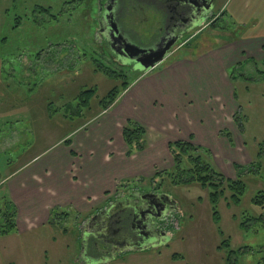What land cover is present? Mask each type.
<instances>
[{
    "label": "rangeland",
    "instance_id": "obj_1",
    "mask_svg": "<svg viewBox=\"0 0 264 264\" xmlns=\"http://www.w3.org/2000/svg\"><path fill=\"white\" fill-rule=\"evenodd\" d=\"M131 1L125 0V10L133 6L136 10L141 7L143 12L129 16L127 11L125 26L135 31L134 40L148 44L150 33L160 24L159 16L141 3ZM97 2L0 0V181L36 157L43 161L55 156L65 139L75 142L82 136L83 132L77 131L79 128L85 130L92 124L100 126L102 118L96 117L100 112L99 102L113 88L131 83L142 75L141 70L126 66L122 70L127 74L121 73L124 77L118 79H109L102 72H94L100 64L113 69L119 64L115 62V65L113 59L108 61V49L94 29ZM212 10L215 15L223 14V21L192 38L189 36L193 31H190L189 35L178 39L165 59L155 67L154 74H163L181 60L196 61L207 49L204 47L214 46L218 39L229 40L228 37H232L236 40L235 37L241 35L248 36L246 39L249 40L253 35L263 38L264 0H214ZM251 62L254 61L229 68L228 80L216 78L212 85L208 80L204 81L205 93L212 95L213 102L214 95H219L224 109L235 107L243 119L241 141L245 148L219 153V156H226L224 165L227 161L238 164L242 160L255 161L258 159V146L264 143V80H258ZM241 76L246 77V81ZM226 88L229 97L235 94L234 100L228 98ZM91 89L94 94L88 107H82L83 111L77 117V97L81 91ZM196 89L194 83L192 93L183 95V99L195 94ZM157 107L161 109L158 103ZM198 108L191 109V112ZM97 118L99 121L96 122ZM91 128L88 127V132H92L90 135H96ZM94 129L97 130L96 127ZM233 130L227 125L222 131L230 133L235 140ZM156 136L161 135L157 133ZM144 141L148 145L146 136ZM211 143L216 147L217 141L214 143L212 140ZM162 146L163 155L153 165L152 177L143 176L128 185L118 183L105 194L93 212L77 217L74 211L65 210L68 217L59 226L47 224L0 237V264H229L230 251H239L233 257L236 264H264V228L260 227L263 221L246 231L240 228L243 216L257 218L264 214V207L252 203L257 192H264V179L260 178L264 177V156L259 158L262 164L260 176L243 177L246 191L240 204L235 206L224 199L219 201V220L216 222L208 189L198 184L173 186L167 179L166 174H171L174 163L168 145ZM211 161L214 168L219 166L213 157ZM228 165L230 167L231 164ZM151 179L154 181L150 182ZM130 192L163 194L172 203V208L160 216L162 221L158 222V232L152 235L155 239L149 242L147 250H136V253L126 249L123 252L115 250L102 255V243L97 242L100 240L86 237L84 232L87 228L82 229V226L89 216L108 211L107 204L121 208L118 201L123 194ZM3 197L6 198L7 193L5 186L1 185L0 199ZM225 240L229 241L227 247L223 245ZM244 248L250 251L242 253ZM94 259L97 260L95 263Z\"/></svg>",
    "mask_w": 264,
    "mask_h": 264
},
{
    "label": "crops",
    "instance_id": "obj_2",
    "mask_svg": "<svg viewBox=\"0 0 264 264\" xmlns=\"http://www.w3.org/2000/svg\"><path fill=\"white\" fill-rule=\"evenodd\" d=\"M256 36L253 35L250 40L246 39V35L235 37L236 40L232 37H228L229 40L218 39L214 46L204 47L207 49L196 61L181 60L163 74H154V70L140 75L109 110L98 116L102 118L100 126L90 125L96 135H90V126L85 130L80 128L77 131H82V136L75 142L72 140L70 148L60 145L61 150L50 159L40 161L36 157L10 173L0 186H5L6 198L17 208L16 231L44 227L54 208L80 215L93 212L105 194L110 193L118 183L143 176L152 177L154 173L151 169L163 155L160 146L165 144L167 147L170 142L190 141L207 150L216 164L219 163L215 168L226 178L234 179L233 165L247 166L250 161L242 160L239 164L227 161L224 165L225 155L219 156V153L245 148V143L241 141L244 132L239 133L232 119L237 109L225 110L219 95H214L213 102L212 95L205 93L203 85L205 80L209 85L214 84L216 78L228 80L227 74L233 65L250 60L262 61L264 35L263 38ZM194 83L196 93L183 99V95L192 93ZM226 85L229 86V83L226 82ZM228 93L226 88L227 96ZM231 97L234 100L233 94ZM192 103L194 105L190 106ZM182 107L188 108L182 110ZM195 107H199L198 110L191 112ZM126 120L141 125L148 138L145 150L128 158L122 139ZM227 125L234 129L235 140L230 133L227 134L231 141L222 135L226 134L222 130ZM157 133L161 136H156ZM93 136H96V142ZM212 140L214 143L217 141L216 147L212 145Z\"/></svg>",
    "mask_w": 264,
    "mask_h": 264
},
{
    "label": "flooded vegetation",
    "instance_id": "obj_3",
    "mask_svg": "<svg viewBox=\"0 0 264 264\" xmlns=\"http://www.w3.org/2000/svg\"><path fill=\"white\" fill-rule=\"evenodd\" d=\"M131 2L141 3L159 16L160 24L156 23L157 28L150 33L148 44L143 45L134 40L135 31L125 26L127 11L129 16L143 12L141 7L139 10L135 8L134 10L133 6L125 10L123 5L125 0H98L94 28L98 38L108 49L109 57L120 66L130 67V69L138 63H129L130 52L126 49L125 43L142 50H160L173 39H182L189 35L190 31L193 33L189 37H194L202 30L201 26L218 18L212 10L214 0H132ZM118 202L121 208L116 204L112 206L107 204L108 211L100 212L85 220L82 229L87 228L84 232L86 237L100 240L97 242L102 243L100 245L102 255L113 253L115 250H121V252L125 249L146 250L149 238L158 232V222L162 221L160 220L161 209L163 208L165 212L170 211L172 203L163 194L155 192L126 193ZM113 206L114 208H111ZM91 228L93 229L89 230ZM152 239L154 240L155 237ZM95 261L97 260L94 259V263Z\"/></svg>",
    "mask_w": 264,
    "mask_h": 264
},
{
    "label": "trees",
    "instance_id": "obj_4",
    "mask_svg": "<svg viewBox=\"0 0 264 264\" xmlns=\"http://www.w3.org/2000/svg\"><path fill=\"white\" fill-rule=\"evenodd\" d=\"M223 21L222 15L211 22L209 27H214L215 23ZM229 24H227L228 26ZM225 25L224 28L227 27ZM223 29V28H222ZM221 29V30H222ZM226 31V30H225ZM187 41V39H186ZM112 60L111 57H108V61ZM252 61V60H250ZM113 64V63H112ZM115 65H117L114 62ZM254 67L255 72L257 73L258 80H264V59L260 62H251ZM114 67V66H113ZM118 68L114 69L112 67H105L104 65H99L94 68V72H102L109 79H118V77H124L121 73L127 74L122 69L123 67L119 64ZM241 79L246 81V77L241 76ZM132 83V82H131ZM131 83H122L120 87H115L99 102L100 112L99 115L105 113L109 110L114 103L117 101L118 97L127 90ZM94 94V90H85L81 91L77 97V106L75 115L78 117L81 114L82 107L87 108L91 97ZM235 97V94H233ZM240 109V108H239ZM96 116V117H98ZM95 117V118H96ZM94 118V119H95ZM92 119V120H94ZM233 122L239 131V133L244 132L243 119L239 110L233 116ZM82 128V127H81ZM80 129V128H79ZM227 138L230 140L228 134ZM146 131L145 129L134 122L133 120H128L125 126L122 129V139L126 145V153L125 156L128 158L135 153L142 152L146 148L145 140ZM63 145L66 147L71 146V140L65 139L63 141ZM259 152L257 155L258 159L251 162L247 166H239L233 165L236 176L234 179L225 178L217 169L214 168L213 163L211 161V157L207 150L200 148L198 146L193 145L190 141H175L168 144V149L170 152V156L173 160L174 167L171 171V174H166L167 179L171 182L173 186L179 185H188V184H198L202 188H206L209 190L208 199L210 205L212 206L213 211V219L218 222L219 213L217 211V205L221 199H224L228 202V204H233L238 206L241 202L242 197L246 191V185L243 181L244 176H255L259 177L261 174V161L259 158L264 156V143L259 145ZM71 155H74L71 153ZM157 175H155L156 177ZM159 176V175H158ZM157 176V177H158ZM264 179V177H260ZM154 179H151L150 182H153ZM132 181H124L120 184H130ZM1 184V181H0ZM161 185V183H160ZM158 185V187L160 186ZM228 195V197H226ZM252 203L255 206L264 207V192L259 191L252 199ZM68 213L65 210L54 208L50 211L49 220L47 222L50 226H59L61 221H64L68 216ZM77 217H82L83 215L75 213ZM16 217H17V208L12 201L3 197L0 199V237H6L16 232ZM86 219V218H85ZM259 221H263L260 227L264 228V214H261L257 218H253L250 216H243L240 221V228L246 231L253 224L259 223ZM258 225V224H257ZM66 232L65 229L62 231ZM224 247L229 246V241L225 240L223 242ZM250 249L244 248L242 253H248ZM236 251H230L229 258H227V262L229 264H236V260L233 257L238 254Z\"/></svg>",
    "mask_w": 264,
    "mask_h": 264
},
{
    "label": "water",
    "instance_id": "obj_5",
    "mask_svg": "<svg viewBox=\"0 0 264 264\" xmlns=\"http://www.w3.org/2000/svg\"><path fill=\"white\" fill-rule=\"evenodd\" d=\"M177 40L178 39H176V38L173 39L172 41L168 42L163 49H160V50H158V49L142 50V49H139L133 45L125 43L126 49L130 52L128 58H130L131 60L129 63H134V64L138 63V65L133 66L134 69L141 70L144 73L149 72V71L153 70L158 64H160L165 59V57L167 56V53L170 50L171 46ZM140 56H142V57H140ZM166 198H168V197H166ZM161 211H162L161 215H163V212H165L164 209L162 208ZM138 213L139 212L137 211V214ZM143 222H145V221H143ZM143 229H144V227H143ZM144 231H146V228L144 229ZM148 235H150V234H148ZM149 237H151V236H149ZM148 241L149 242L152 241V237L149 238ZM141 245H144V244H141Z\"/></svg>",
    "mask_w": 264,
    "mask_h": 264
}]
</instances>
